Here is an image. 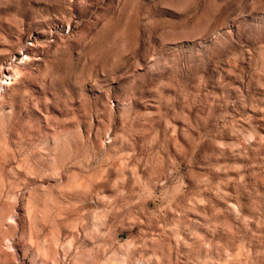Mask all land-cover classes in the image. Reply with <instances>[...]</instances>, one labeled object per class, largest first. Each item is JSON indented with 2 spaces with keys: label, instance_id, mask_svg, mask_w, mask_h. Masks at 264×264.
Returning a JSON list of instances; mask_svg holds the SVG:
<instances>
[{
  "label": "rangeland",
  "instance_id": "obj_1",
  "mask_svg": "<svg viewBox=\"0 0 264 264\" xmlns=\"http://www.w3.org/2000/svg\"><path fill=\"white\" fill-rule=\"evenodd\" d=\"M0 264H264V0H0Z\"/></svg>",
  "mask_w": 264,
  "mask_h": 264
}]
</instances>
